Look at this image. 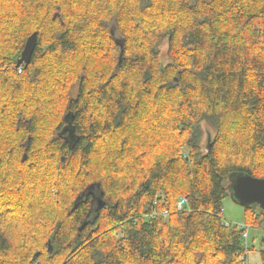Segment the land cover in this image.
<instances>
[{"label":"trees","instance_id":"1","mask_svg":"<svg viewBox=\"0 0 264 264\" xmlns=\"http://www.w3.org/2000/svg\"><path fill=\"white\" fill-rule=\"evenodd\" d=\"M237 175L264 179V0H0V264H243Z\"/></svg>","mask_w":264,"mask_h":264},{"label":"water","instance_id":"2","mask_svg":"<svg viewBox=\"0 0 264 264\" xmlns=\"http://www.w3.org/2000/svg\"><path fill=\"white\" fill-rule=\"evenodd\" d=\"M112 35L114 36V32H112ZM118 45L121 46V54L119 58V64L122 61L123 57V45L117 42ZM37 46V34L34 33L32 36H30L27 40V43L24 47V50L21 54L20 59L17 62V67L24 65L27 67L32 59V56L35 52V48ZM73 116H71V119L69 121V124L67 126V130H69V134L71 137L74 135V129L72 127L73 123ZM64 161V159H63ZM95 189V185H91L89 187L90 193H83L77 200L75 204V208L78 205V202L80 200H83L84 198H87L89 194L93 193L92 191ZM100 189V186L97 185V190ZM230 191L233 194L234 199L241 204L243 207L245 206H252V205H258L262 208L264 211V179H258L251 176H245V175H237L234 176L231 179L230 184ZM96 201V211L99 212L100 209H103L105 207V202L103 201V193L101 192L99 196L94 200L93 203L95 204ZM93 211L89 213V216L92 214ZM49 250H52V246L49 244ZM40 256V253H36L33 257V261H36L37 258Z\"/></svg>","mask_w":264,"mask_h":264},{"label":"rangeland","instance_id":"3","mask_svg":"<svg viewBox=\"0 0 264 264\" xmlns=\"http://www.w3.org/2000/svg\"><path fill=\"white\" fill-rule=\"evenodd\" d=\"M224 218L226 221L237 224H242L244 221V207L234 199L232 193H230L224 202ZM248 237L250 249L248 252V264H262L260 249L264 234L260 230L248 229Z\"/></svg>","mask_w":264,"mask_h":264},{"label":"built area","instance_id":"4","mask_svg":"<svg viewBox=\"0 0 264 264\" xmlns=\"http://www.w3.org/2000/svg\"><path fill=\"white\" fill-rule=\"evenodd\" d=\"M185 203H186V199L183 198V199L180 201V203H179V208L181 209L182 206H183ZM225 223H226L227 226L230 224L229 221H225ZM242 228H243V227H242ZM243 238H244L246 241H248V238H249V237H248V232H245V233L243 234ZM242 260H243V264H248V259L242 258Z\"/></svg>","mask_w":264,"mask_h":264}]
</instances>
